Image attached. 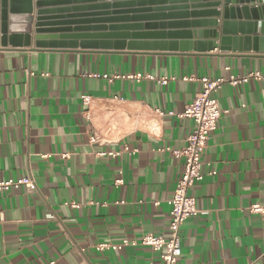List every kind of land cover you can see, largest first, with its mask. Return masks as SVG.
I'll return each mask as SVG.
<instances>
[{
	"label": "crops",
	"instance_id": "crops-1",
	"mask_svg": "<svg viewBox=\"0 0 264 264\" xmlns=\"http://www.w3.org/2000/svg\"><path fill=\"white\" fill-rule=\"evenodd\" d=\"M220 12L217 28L192 24L201 14L178 18L138 40L166 45L136 51L0 48V182L36 184L0 195V264H161L147 247L96 246L168 236L184 160L167 150L184 148L194 126L179 115L201 79L232 76L249 79L214 95L224 115L190 191L200 213L182 228L177 264H264V215L249 212L264 206V51L232 42L221 52L217 38L199 52L221 35ZM234 16L228 34H250L240 22L251 17Z\"/></svg>",
	"mask_w": 264,
	"mask_h": 264
},
{
	"label": "water",
	"instance_id": "water-1",
	"mask_svg": "<svg viewBox=\"0 0 264 264\" xmlns=\"http://www.w3.org/2000/svg\"><path fill=\"white\" fill-rule=\"evenodd\" d=\"M222 7L221 35L214 30L213 41L198 42L203 49L199 52L213 51L217 38L221 52L231 51L232 42L235 47L244 42L246 51H264V0H0V48L34 45L32 51H136L139 47L166 45L138 40L174 25L178 18L201 14L202 19L192 24L217 28ZM179 10L182 12H176ZM235 11L251 17L240 22L252 31L247 36L228 34L238 23Z\"/></svg>",
	"mask_w": 264,
	"mask_h": 264
},
{
	"label": "built area",
	"instance_id": "built-area-1",
	"mask_svg": "<svg viewBox=\"0 0 264 264\" xmlns=\"http://www.w3.org/2000/svg\"><path fill=\"white\" fill-rule=\"evenodd\" d=\"M250 77L256 79L262 78L258 72ZM248 79H239L234 76L229 79H201L202 91L195 96L194 100L186 106L184 112L179 115L181 119L191 120L194 126L184 148L180 150H167L175 158L184 160V171L176 185L174 196L169 202L171 206V219L168 236L146 235L140 241L124 239L117 244H98L96 246L97 251H121L126 247L143 246L150 248L157 254L161 259V264H177L179 262L183 256L181 245L182 228L190 218L196 217L200 213L196 199L190 194V191L196 185L202 183L205 178L202 157L204 151L208 148L212 134L218 130L219 122L224 115V111L220 108L219 102L214 95L225 84L237 86L238 84L246 82ZM162 83L165 84L166 79H163ZM83 99L85 104H89V97H84ZM170 114L172 115V113ZM96 140L97 138H92L93 143ZM132 153L135 154L137 151L133 150ZM210 174L212 176L217 175L215 171H212ZM35 186V181L29 177L17 181L0 182V195L9 192L11 189H19L21 187L34 189ZM249 212L253 215L262 216L264 215V206L260 204L252 205L249 208Z\"/></svg>",
	"mask_w": 264,
	"mask_h": 264
}]
</instances>
